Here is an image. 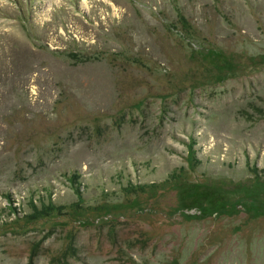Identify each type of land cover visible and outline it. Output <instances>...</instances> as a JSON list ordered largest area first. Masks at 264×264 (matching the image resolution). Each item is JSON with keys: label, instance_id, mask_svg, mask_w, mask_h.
I'll use <instances>...</instances> for the list:
<instances>
[{"label": "rangeland", "instance_id": "374dc122", "mask_svg": "<svg viewBox=\"0 0 264 264\" xmlns=\"http://www.w3.org/2000/svg\"><path fill=\"white\" fill-rule=\"evenodd\" d=\"M0 264H264V0H0Z\"/></svg>", "mask_w": 264, "mask_h": 264}]
</instances>
